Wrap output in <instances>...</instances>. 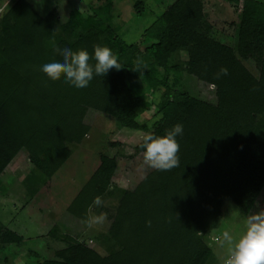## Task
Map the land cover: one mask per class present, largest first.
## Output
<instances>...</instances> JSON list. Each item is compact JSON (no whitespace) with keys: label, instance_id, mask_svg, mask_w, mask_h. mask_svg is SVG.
<instances>
[{"label":"trees","instance_id":"16d2710c","mask_svg":"<svg viewBox=\"0 0 264 264\" xmlns=\"http://www.w3.org/2000/svg\"><path fill=\"white\" fill-rule=\"evenodd\" d=\"M106 1L91 14L73 9L64 21L54 9L40 14L27 0L6 6L0 16V176L23 149L49 180L69 158L68 144L88 134L83 119L89 109L120 128L157 135L181 123L178 166L150 169L121 191L109 216L106 254L56 222L44 236L53 255L38 264H205L213 252L204 235L219 226L225 201L247 215L264 186V1L230 0L237 19L232 43H226L212 35L203 0H175L142 31L151 40L144 48L127 43L106 21L112 7ZM132 6L144 12L143 0ZM52 41L90 54L106 45L122 67L94 76L83 89L67 84L63 74L50 80L40 68L57 58ZM180 71L214 86L216 101L167 82L170 72ZM152 105L158 117L139 124L140 112ZM139 144L134 149L142 153ZM116 164V157L100 152L66 211L88 224L87 210L109 189ZM23 243L0 222V245Z\"/></svg>","mask_w":264,"mask_h":264},{"label":"rangeland","instance_id":"374dc122","mask_svg":"<svg viewBox=\"0 0 264 264\" xmlns=\"http://www.w3.org/2000/svg\"><path fill=\"white\" fill-rule=\"evenodd\" d=\"M11 0H0V16ZM40 14L56 10L60 20L68 18L73 9L91 14L92 8L100 9L106 0H27ZM111 10L106 15L107 22L120 33L127 43L137 42L144 48L151 40L142 37V31L161 14L163 9L175 0H143L144 12L136 14L132 4L135 0H109ZM264 1V0H263ZM205 20L210 24L212 35L226 43H232L234 22L237 19L236 5L230 0H204ZM183 57V56H182ZM184 58V57H183ZM253 66V62L249 61ZM159 76L164 77L162 68ZM167 82L185 87L193 96L215 102L214 86L198 81L185 71L170 72ZM152 100L150 93L146 92ZM154 101L156 98L154 97ZM157 109L152 105L142 110L137 117L139 124L156 119ZM84 123L90 129L80 144H68L70 156L63 165L47 180L29 163L26 151L21 149L2 172L0 178L4 190L0 193V222L21 233V245H0V264H38L50 258L53 250L44 242V236L53 223H58L78 235L84 244L106 254L109 242L105 240L109 216L115 210L122 190L132 188L150 169L144 164L143 154L134 146L139 142L144 130L120 128L113 119L101 112L89 109ZM105 152L116 157L117 164L109 189L96 197L88 208L89 223L73 217L66 206L79 188L87 180L98 163L99 153ZM17 163V164H16ZM99 199V204L95 201ZM264 210V186L247 215H242L234 203L227 199L222 206L219 226L204 235L212 249V256L205 264H223L227 255L225 247H220L217 239L224 231L234 236L244 228L246 218ZM30 238L32 239L30 241ZM26 239V241H25ZM56 246V244H54Z\"/></svg>","mask_w":264,"mask_h":264},{"label":"clouds","instance_id":"9594fccd","mask_svg":"<svg viewBox=\"0 0 264 264\" xmlns=\"http://www.w3.org/2000/svg\"><path fill=\"white\" fill-rule=\"evenodd\" d=\"M53 55L57 58L41 65L40 70L50 80H63L70 86L83 89L88 87L94 76H105L112 69L120 70L117 54L106 45H95L90 54L86 48L73 49L68 44L62 47L51 42ZM94 60L95 63H90ZM221 72L227 75V69ZM184 132L181 123L166 129L162 135L152 131L140 137L144 164L158 171H168L178 166L180 144L178 136ZM99 199L95 203L99 204ZM220 247H225L227 255L223 264H264V210L249 215L243 230L238 235L224 231L217 239Z\"/></svg>","mask_w":264,"mask_h":264},{"label":"crops","instance_id":"0c3cea01","mask_svg":"<svg viewBox=\"0 0 264 264\" xmlns=\"http://www.w3.org/2000/svg\"><path fill=\"white\" fill-rule=\"evenodd\" d=\"M204 1V0H203ZM15 158V157H14ZM16 159V158H15ZM29 161V160H28ZM29 163H30V161H29ZM17 164V163H16ZM31 164V163H30ZM12 230H14V229H12ZM14 231H16V230H14ZM17 233H19L18 231H16ZM20 235H21V233H19ZM32 239L30 238V241H31ZM25 241H26V239H25Z\"/></svg>","mask_w":264,"mask_h":264}]
</instances>
